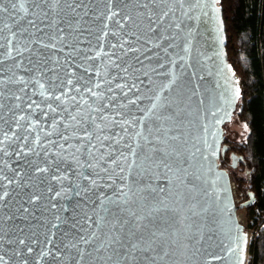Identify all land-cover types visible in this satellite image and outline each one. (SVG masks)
Segmentation results:
<instances>
[{
  "label": "water",
  "instance_id": "obj_1",
  "mask_svg": "<svg viewBox=\"0 0 264 264\" xmlns=\"http://www.w3.org/2000/svg\"><path fill=\"white\" fill-rule=\"evenodd\" d=\"M5 7H8L7 3ZM158 8L171 9V12L155 33L148 32L146 27L136 29L127 24L118 27L117 21L124 24L119 16L106 21L104 16L109 13L105 0H88L86 16L85 9H77L79 15L60 13L65 16L58 25L64 28L63 33L56 32L54 27L44 28L39 23L37 27L44 31L38 32L27 23L31 17L18 24L9 14L0 19V27L6 23L17 32L11 45L7 39L0 41L6 46L0 50L3 52L0 57V93H3L0 95V148L8 153L0 154V170L9 179L19 181V186L13 183L4 189L10 196L5 198L8 207L2 211L10 215L28 196L42 194L35 206L25 203V207L33 208L36 218L29 216L24 224L35 225L38 234L46 233L49 221L56 222V215L69 217V212L63 211V205L76 210L72 215L88 234L96 230L97 217L112 219L99 202L93 204L98 200L94 193L75 195V191H82L90 186L91 180H96L101 186L96 191H102L114 200L117 199L116 191L127 194L119 197L122 209L119 218L132 221V213L144 216L143 223L148 225L146 236L150 232L163 233L157 237V251L147 255H162L163 250L168 256L157 259L155 264H247L251 241L245 225L239 221L238 212L253 204L254 198L251 196L237 203L231 175L219 163L221 156L229 150L224 126L233 119L243 96L240 76L228 59L221 0H168ZM59 18L53 16L46 23ZM69 23L70 28L67 27ZM21 28L28 31L22 33ZM132 32L140 39L130 35ZM0 35L10 38L9 29L5 28ZM53 43L55 48L43 47ZM120 43H124V49L119 47ZM129 47L138 51L124 55ZM8 49H12L11 56L7 54ZM45 60L46 63H42ZM116 64H119L118 68ZM57 76L62 81L71 79L72 85L53 91V95L63 93V103L49 97L46 102L57 111L43 117L41 109H48L45 98L40 95V84L47 89L50 78ZM117 84H135L136 87L129 92L127 87L117 88ZM110 87L111 92L108 91ZM86 88L103 92L105 99L93 97ZM122 91L127 92V96L121 95ZM32 101L41 104V109L35 105L29 109L27 105ZM153 104L155 108H152ZM101 107L103 112L96 111ZM71 116L84 123L78 124ZM101 116L106 119L101 120ZM91 117H95L96 125L107 127L96 132L94 127L88 126ZM53 118L59 121L56 130L52 125ZM17 121L20 127H17ZM114 121L120 124H114ZM65 124L69 125L67 129ZM85 128L94 135L115 134L124 139L118 145L105 141V146L97 153L95 149H89ZM137 132H142L147 139L137 137ZM4 133L10 139H5ZM37 135L39 145L35 143ZM24 136L27 141L16 139ZM92 143L99 147L95 139ZM125 145H131L139 156H133ZM29 148H34L40 155L28 152ZM153 149L157 151L153 152ZM87 150L92 151V156H88ZM16 152L21 154L17 156ZM108 153L117 160L116 164L108 159ZM100 154L105 155L104 160L99 159ZM148 154L155 157L154 163L144 162L143 157ZM231 156L233 166H236L241 157L235 153ZM61 160L59 171L48 163ZM29 161L33 163L29 164ZM89 163L95 167L89 169ZM37 166L49 167V171L35 172ZM101 167H107L109 172H100ZM121 167L123 172H120ZM96 172L100 175L96 176ZM53 175L66 179L63 182L52 180ZM109 175L111 180L107 178ZM120 176L126 179L122 181ZM109 184L112 187H107ZM48 188H52V192H48ZM69 188L72 191H64ZM149 189L155 191L150 193ZM56 191H61L62 196L52 199ZM49 201L57 204V208H51ZM104 206L117 212L116 207L107 205L106 201ZM85 214L92 220L85 223ZM74 222L70 220V224ZM12 223L4 224L5 233ZM14 223L21 224L22 221L17 219ZM107 229L108 225H105L103 230ZM79 230V226L73 230L69 225L61 224L60 229L53 230L57 232L55 243L60 245L61 240H71ZM65 232L69 235H63ZM97 235H100L99 231ZM14 238L6 235L0 242V254L7 253L8 264H14L9 257L16 246L9 245L7 240ZM40 238L44 239V236ZM99 243V240L94 242ZM70 252L75 254V250ZM145 264L153 262L149 260Z\"/></svg>",
  "mask_w": 264,
  "mask_h": 264
},
{
  "label": "snow or ice",
  "instance_id": "obj_2",
  "mask_svg": "<svg viewBox=\"0 0 264 264\" xmlns=\"http://www.w3.org/2000/svg\"><path fill=\"white\" fill-rule=\"evenodd\" d=\"M179 2H183V0H179ZM5 3H7L8 7H5ZM87 3L88 0H0V19L3 18L4 14H9L10 17L15 18V23L18 24L20 20L31 17L27 19V23L31 27L36 28L38 32H43L44 28L54 27L56 32L63 33L64 28H60L58 25L65 19V16L60 15V13H65V15L68 13H75L76 15H79L77 9H85L84 15L86 16L88 15L86 10ZM166 3H168V0H105L106 10L109 14L104 16V13H100V15L104 16L106 21H113L115 17L119 16L124 24H121L119 21H117L118 27H123L125 24L136 29L146 27L148 32L155 33L163 26L164 19L168 17L169 13L171 12V9L164 11L158 8L159 5ZM27 5H30V7ZM61 5H63V7H60ZM113 5L115 6V10L113 9ZM53 16H59L60 18L59 20L51 19L50 23H46V21H49ZM191 18L194 19V17ZM144 21H147V24H144ZM38 23L44 25V28L37 27ZM71 26L72 25L70 23L67 25L69 28ZM171 26L172 25H168V27ZM105 27H107V24ZM176 27L179 28L180 25L177 24ZM5 28L9 29L10 38L0 35V41L7 39L8 44L11 45L13 39L17 36V32L12 31L11 26L5 23L2 27H0V33H2ZM19 31L23 33L27 32L28 29L21 28ZM107 34L108 33H105V35ZM112 35H116V33H112ZM130 35L135 36L137 40L140 39L139 36H136L135 32H132ZM53 39H56V37H53ZM5 47V44L0 43V50L5 49ZM43 47L55 48L56 45L55 43L45 44ZM111 47L115 48L116 45H111ZM119 47L124 49V43H120ZM129 51H138V49L129 47L124 52V55H127V52ZM7 54L8 56H11L12 49H8ZM97 55H99V53ZM2 56L3 52L0 51V57ZM138 59L139 58L137 57V60ZM42 63H46V60L42 61ZM115 66L118 68L119 64H116ZM124 71H127V69L125 68ZM20 80L23 81V77H21ZM64 85H72V80L68 79L66 81H62L57 76L54 79L50 78L47 89L45 88L44 84H40V95L45 98L44 103L48 109L47 111L42 110L41 104L37 103L36 101H32L27 105V107L31 109L33 105H35L37 109H41L40 115L43 117H48L50 113H55L57 109L53 108L52 105L46 101L49 97L56 101H61V95H63V93H61V95H53V91L55 89L61 88ZM73 87H75V85H73ZM96 87H99V85H96ZM116 87L121 89L127 87L128 91L130 92L136 87V85L132 84L131 86H128L117 84ZM86 91L91 93L93 97H97L99 100L105 99L103 92L97 93L93 91L92 88H86ZM108 91L111 92L112 88H108ZM0 95H3V93H0ZM121 95L127 96V92L122 91ZM237 95H239V90H237ZM16 99H19V97H16ZM72 99L75 100V97H72ZM61 103H63V101H61ZM130 103H133V101H130ZM0 107H2V105H0ZM104 107H107V105ZM155 107L156 105L153 104L152 108ZM103 110V107L96 109L98 112H103ZM64 111H67V109H64ZM20 119L22 120L24 117H20ZM104 119H106V117L101 116V120ZM71 120L77 121V117L71 116ZM77 123H84V121H77ZM114 124L119 125L120 122L114 121ZM52 125L54 130H56L59 127V121L53 118ZM88 126L94 127L96 132H102L103 129L107 127V125H96L95 117L89 118ZM17 127H20L19 121H17ZM68 127V124L64 125L65 129ZM124 131L127 132V129L125 128ZM13 135L15 136V133ZM29 135H31V133H29ZM84 135L87 137L89 142V149H95L97 153L100 152V148L105 146V141H112L114 144L118 145L124 139L123 136L117 138L115 134L103 137L98 134L94 135V133L89 132L87 128L84 129ZM136 136L147 139L146 137H143L142 132H137ZM4 137L5 139H10L7 136V133H4ZM62 138L67 139V137L63 136ZM16 139H23L27 141V136L16 137ZM93 139L99 142V147H97V144L92 143ZM35 143L37 145L40 144L39 135H37ZM125 146L131 150V154L133 156H139V154L134 148H132L131 145ZM138 147L141 149L143 148L142 145H138ZM152 151L155 152L157 150L153 149ZM28 152H31L36 156L40 155V153L36 152L34 148H29ZM0 154L8 155L7 151L3 148H0ZM15 154L19 156L21 153L16 152ZM87 154L88 156H92V151L87 150ZM45 155H47V153H45ZM107 155L112 164L117 163V160L112 157L111 153H108ZM121 157L124 160H127V157L123 156V153H121ZM99 159L104 160L105 155L100 154ZM143 160L146 164H152L155 162V157L151 154H148L143 157ZM31 163L33 162L29 161V164ZM48 163L50 166H54L55 169L59 171L60 164L63 163V160L59 162L49 161ZM132 163L135 164L136 161L133 160ZM161 163H163V161H161ZM165 166L167 165L165 164ZM87 167L92 169L95 166L89 163ZM48 171L49 167L40 168L37 166L35 168V172L38 173H47ZM123 171L124 169L121 167L120 172ZM100 172L107 174L109 169L107 167H101ZM100 172H96L94 174L99 176ZM107 178L111 180L110 175ZM51 179L60 180L63 182V179H66V177L61 178L59 176L53 175ZM84 179L87 180L89 177H84ZM119 179L123 181L126 179V177L120 176ZM4 181H6V184ZM13 183H16L19 186V181L15 179H9L7 176L3 175L2 170H0V242L4 241L6 235L15 237L14 239L7 240L9 245L16 246L12 252V256L9 257L10 260H13L14 264L16 261H18V264H41V262L42 264H65V261H67V264H145V262L149 260L155 264L157 259L163 260L164 257L168 256V252L163 250L162 255H147V253L157 251V237L162 236L163 233L150 232L146 236L145 232L148 230V225L143 223L146 217L138 216L135 213H132V221L119 218L118 213L119 211H122V209H120L119 197L121 195L126 196V193L116 191L117 199L114 200L111 197L106 196L102 191L97 192L96 189L100 188L101 186L97 185L96 180H91L90 186L84 187L82 191H75V195L79 197L82 195V193L84 195H87L88 193H94L98 197V200L93 201V204L99 202L101 206L104 207V211L108 213V216L112 217V219L109 220L104 216L97 217L95 224L96 230L85 234L83 225L72 215V213H74L76 210L62 205L61 207L63 208V211L69 212V217L62 218L60 215H56L54 217L56 221L55 223L49 221L50 227L48 228V231L46 233L38 234V232L34 230L36 227L35 225L29 227V225L24 224L23 221H27L29 216L33 217V219L36 218L33 208L25 207V203L30 206H35L36 202L41 200L42 194L33 193L32 195L28 196L25 203H20L19 207L15 208L10 215L2 211L4 208L8 207L5 198L10 196V193L4 189L7 187V185H11ZM76 187L80 188V185H76ZM107 187H112V185L109 184ZM47 191L52 192V188H48ZM64 191L70 192L72 189L69 188ZM154 191L155 189H149L150 193ZM61 196L62 192L56 191L52 199ZM101 196H103L104 199H99ZM105 201L107 202V205L115 206L117 212L114 213L112 207L104 206ZM49 202L51 203V201ZM125 203H127V200H125ZM51 208H57V204L51 203ZM150 215L151 214H149V216ZM17 219H21L22 223L15 224L14 221ZM70 220H74L75 222L70 224ZM91 220L92 217L85 214L84 222L87 223ZM8 221H13V223L9 226V231L5 233L4 224ZM61 224L69 225L73 230L77 229L79 226L80 230L72 236L71 240L67 242L61 240L60 245H57L55 243L57 232L53 230L60 229ZM129 224H131L130 227H128ZM105 225H108L107 231L103 230ZM98 231L100 232V235H97ZM41 235L44 236V239L40 238ZM63 235L67 236L69 233L65 232ZM98 240L100 243L94 244V242ZM81 245H84L85 247H81ZM70 250H75V254H71ZM6 255V252L0 254V264H8V261L5 260Z\"/></svg>",
  "mask_w": 264,
  "mask_h": 264
},
{
  "label": "trees",
  "instance_id": "obj_3",
  "mask_svg": "<svg viewBox=\"0 0 264 264\" xmlns=\"http://www.w3.org/2000/svg\"><path fill=\"white\" fill-rule=\"evenodd\" d=\"M221 5L228 59L243 87L234 118L247 126L248 134L242 142L225 137L229 150L219 163L235 181L242 202L253 196L255 204L245 207L249 220L264 213V0H221ZM233 153L241 157L236 166ZM249 227L257 228L249 264H264V221L255 218Z\"/></svg>",
  "mask_w": 264,
  "mask_h": 264
},
{
  "label": "rangeland",
  "instance_id": "obj_4",
  "mask_svg": "<svg viewBox=\"0 0 264 264\" xmlns=\"http://www.w3.org/2000/svg\"><path fill=\"white\" fill-rule=\"evenodd\" d=\"M247 134H248L247 126L244 123L240 122L237 118H234V116H233V119L229 123H227L225 126V136L228 139H231L235 142L244 141L247 137ZM236 191H237V197H241V193L238 190ZM238 213L241 216V222L245 225V227H248L247 231L252 234V239H253L254 231L252 230L251 227H249L251 223L248 220L246 209L245 208L240 209ZM252 239L250 240L251 242H252ZM249 263H250V259H249Z\"/></svg>",
  "mask_w": 264,
  "mask_h": 264
},
{
  "label": "built area",
  "instance_id": "obj_5",
  "mask_svg": "<svg viewBox=\"0 0 264 264\" xmlns=\"http://www.w3.org/2000/svg\"><path fill=\"white\" fill-rule=\"evenodd\" d=\"M231 186H232V190H233V195H234V198H235V201L237 203H240L242 200H243V196L241 195V197H237V188H236V184L235 182L233 181V179L231 178ZM253 204H255V200L253 201ZM255 218H260L261 220L264 221V213H260V212H257L256 214H254L250 219H249V222L250 223H253ZM252 230L254 232L257 231V228H252Z\"/></svg>",
  "mask_w": 264,
  "mask_h": 264
},
{
  "label": "bare ground",
  "instance_id": "obj_6",
  "mask_svg": "<svg viewBox=\"0 0 264 264\" xmlns=\"http://www.w3.org/2000/svg\"><path fill=\"white\" fill-rule=\"evenodd\" d=\"M238 218H239V221L241 222V216L239 215V213H238ZM249 233V232H248ZM249 239L251 240L252 239V234L251 233H249ZM250 257H251V255H250V253L248 252L247 253V264H249V259H250Z\"/></svg>",
  "mask_w": 264,
  "mask_h": 264
}]
</instances>
